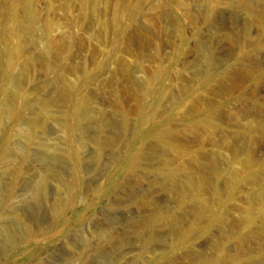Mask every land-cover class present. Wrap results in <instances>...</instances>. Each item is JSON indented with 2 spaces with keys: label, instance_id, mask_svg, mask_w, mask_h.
I'll return each mask as SVG.
<instances>
[{
  "label": "rangeland",
  "instance_id": "obj_1",
  "mask_svg": "<svg viewBox=\"0 0 264 264\" xmlns=\"http://www.w3.org/2000/svg\"><path fill=\"white\" fill-rule=\"evenodd\" d=\"M5 66L0 264H264V0H0Z\"/></svg>",
  "mask_w": 264,
  "mask_h": 264
},
{
  "label": "bare ground",
  "instance_id": "obj_2",
  "mask_svg": "<svg viewBox=\"0 0 264 264\" xmlns=\"http://www.w3.org/2000/svg\"><path fill=\"white\" fill-rule=\"evenodd\" d=\"M23 2V1H22ZM24 5V4H23ZM20 6V5H19ZM26 17H28V16H26ZM15 18H16V11H14V12H12L9 16H8V21H9V24H10V31H11V33H12V29H14L15 27H16V22H15ZM30 18V17H29ZM31 19V18H30ZM32 20V19H31ZM11 44V43H10ZM12 45V44H11ZM10 45V48L12 49V46ZM7 69H9V67H4V68H2L1 70H0V77L2 78V80L4 81V83H2L1 85H5L7 82H6V80H7V77H8V75H7ZM225 78H227L228 79V77H227V75L225 76ZM227 79H225L226 81L225 82H227L228 80ZM8 81V80H7ZM64 93V92H63ZM3 96V95H2ZM2 96H0V98L2 97ZM187 105H188V103H187ZM187 105H185V106H187ZM191 107V106H190ZM72 111H73V109H71L70 110V112L72 113ZM70 113V114H71ZM210 118L207 116V118L204 120V121H200L199 120V122L198 123H203L202 124V126H204V129H206V128H208V126H210L211 124H210V120H209ZM197 125V124H196ZM196 125H193V126H189L190 128H191V130H194L195 128H197V126ZM159 128H161V127H159ZM159 134H160V142H161V145H163L164 146V148L168 151V150H171V151H179V149H175V147H176V145H174V143H172V141L170 142L169 140L167 141V139H166V135L168 134V138H169V133H168V131H165V130H160L159 131ZM158 134V135H159ZM248 143V142H247ZM140 154L141 152H138L137 151V154ZM178 154H179V152H178ZM165 158V157H164ZM164 165H165V167H166V169H167V171H170L171 173H173V174H175V171H173V169L170 167V162H169V159L167 160V159H164ZM173 176H175V175H173ZM198 177V176H197ZM201 177V176H200ZM199 180H200V178H199ZM196 183H197V181H196ZM198 185V184H197ZM196 185V186H197ZM205 185V184H204ZM199 187H201V186H199ZM203 187V186H202ZM192 188V187H191ZM204 188V187H203ZM227 188L228 189H230V185H228L227 186ZM196 189V188H195ZM202 189V188H201ZM192 191H194V190H192ZM231 191V190H230ZM196 192V191H195ZM198 192H199V190H198ZM197 192V193H198ZM231 193V192H230ZM222 200V199H221ZM218 204H219V202H218ZM212 214H211V216L213 217V218H215V219H217V220H220L221 219V215H220V213H219V211L218 210H214L213 212H211ZM249 219V218H248ZM212 221V220H211ZM246 224V226H247V224H248V222L247 223H245ZM243 226H245V225H243ZM198 227V226H197ZM184 238V237H183ZM188 241H189V239H187ZM184 241V240H181V238H180V240H178V243L180 244V245H186L187 244V242L188 241ZM205 264H210L209 262H204Z\"/></svg>",
  "mask_w": 264,
  "mask_h": 264
}]
</instances>
